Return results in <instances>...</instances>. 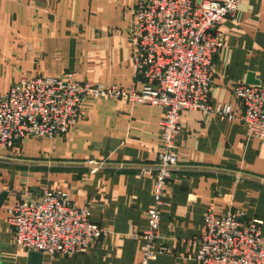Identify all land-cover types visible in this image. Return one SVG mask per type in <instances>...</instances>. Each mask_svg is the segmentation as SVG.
Listing matches in <instances>:
<instances>
[{
    "label": "crops",
    "instance_id": "crops-1",
    "mask_svg": "<svg viewBox=\"0 0 264 264\" xmlns=\"http://www.w3.org/2000/svg\"><path fill=\"white\" fill-rule=\"evenodd\" d=\"M136 0H0V95L23 78L73 72L92 84L130 86L134 67L129 28ZM224 47L214 59L213 104H232L234 84L248 75L264 81V0H244L220 27ZM164 109L120 99H89L64 135L26 138L0 149V264L5 249L15 264H28V250L14 243L5 206L47 188L68 191L89 205L91 220L109 232L88 251L71 257L43 255L42 264H138L154 205L156 161ZM178 166L167 182L160 244L174 249L151 264H196L187 241L201 234L205 212L243 209L262 220L264 236V143L239 118L183 110Z\"/></svg>",
    "mask_w": 264,
    "mask_h": 264
},
{
    "label": "built area",
    "instance_id": "built-area-1",
    "mask_svg": "<svg viewBox=\"0 0 264 264\" xmlns=\"http://www.w3.org/2000/svg\"><path fill=\"white\" fill-rule=\"evenodd\" d=\"M244 0H136L131 8L129 37L134 67L130 86L92 84L73 72L63 76L23 78L0 95V149H12L26 138L64 135L83 114L89 99H120L164 109L160 148L143 175H155L154 205L138 264H151L159 254L173 252L160 244L164 193L178 166V140L183 110L239 118L248 134L264 143V81L234 84L241 114L229 103L213 104L214 59L224 47L220 30ZM14 243L43 255L71 257L88 251L109 230L91 220L89 205H78L63 189L47 188L39 196L27 192L5 206ZM196 264H264L262 220L243 209L219 214L210 207L201 234L188 240Z\"/></svg>",
    "mask_w": 264,
    "mask_h": 264
},
{
    "label": "water",
    "instance_id": "water-1",
    "mask_svg": "<svg viewBox=\"0 0 264 264\" xmlns=\"http://www.w3.org/2000/svg\"><path fill=\"white\" fill-rule=\"evenodd\" d=\"M247 82L258 83L259 80L255 79L254 73L251 72L248 75ZM8 193H9L8 190H4L3 192L0 193V210L8 196ZM42 261H43V254L41 252H37V251L29 252L28 264H42Z\"/></svg>",
    "mask_w": 264,
    "mask_h": 264
},
{
    "label": "rangeland",
    "instance_id": "rangeland-1",
    "mask_svg": "<svg viewBox=\"0 0 264 264\" xmlns=\"http://www.w3.org/2000/svg\"><path fill=\"white\" fill-rule=\"evenodd\" d=\"M5 258L3 259L4 264H15L16 260L14 257V251H11V249H5Z\"/></svg>",
    "mask_w": 264,
    "mask_h": 264
}]
</instances>
